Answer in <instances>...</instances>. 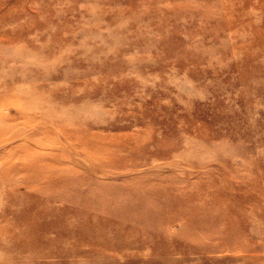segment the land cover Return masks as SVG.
I'll use <instances>...</instances> for the list:
<instances>
[{
    "label": "rangeland",
    "instance_id": "374dc122",
    "mask_svg": "<svg viewBox=\"0 0 264 264\" xmlns=\"http://www.w3.org/2000/svg\"><path fill=\"white\" fill-rule=\"evenodd\" d=\"M10 54L0 264H264V0H0Z\"/></svg>",
    "mask_w": 264,
    "mask_h": 264
},
{
    "label": "bare ground",
    "instance_id": "6f19581e",
    "mask_svg": "<svg viewBox=\"0 0 264 264\" xmlns=\"http://www.w3.org/2000/svg\"><path fill=\"white\" fill-rule=\"evenodd\" d=\"M8 59H13L12 54L6 55L2 59H0V66L7 65ZM10 72H11V74H10ZM28 72L32 73L33 76H35L36 80L37 79L38 80L39 79L40 80H47V79H50L53 77V74L46 73L44 71L39 72V71H35V70H30ZM4 73L0 72V80H2V78H5L4 84L3 83L0 84V141H5V140L8 141L10 139L15 138L17 135H19L18 133L20 130H19V128L17 129V127H16L17 124H19V122L17 121L18 120L17 118L21 114L24 115L26 113V110L29 108V106L31 104H33L34 101L43 105L47 101V98H48V97H46V95L53 88V83L52 84H48V83L47 84H45V83L40 84V83L36 82L35 80L33 81L32 79H29L25 75H23V77H20L21 78L20 81L23 82L25 87H24V85L21 86V84L17 85V83H14L15 79L13 78V73H12L11 69L8 70L7 72L4 71ZM14 88L16 90H19L22 92L20 94V97H18L17 102H11L9 100L4 101V99H1L4 96L3 95L4 93H6L8 90H10V89L12 90ZM14 98H16V97L14 96ZM10 108H13V110H15V112L17 114L11 113ZM17 148H19V145H17ZM26 151H28V150H25L24 152L26 153ZM32 156H31V158H32ZM21 158L23 159L24 157L19 155V157L17 159L22 160ZM25 160H28V158ZM29 161H30V159H29ZM36 161H34V159L32 161V159H31V162L37 163ZM8 164H9V162H8ZM6 168H8V167H6ZM5 175L7 176L6 173H5ZM7 177L5 178L4 175H1V179L4 181L8 179ZM31 187H32L31 190L32 189L35 190V188L33 186H31ZM22 222L25 223V220L23 219ZM30 231L34 232V226L32 227V229ZM19 237H20V239H26V237L23 235V233Z\"/></svg>",
    "mask_w": 264,
    "mask_h": 264
}]
</instances>
